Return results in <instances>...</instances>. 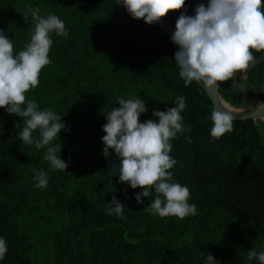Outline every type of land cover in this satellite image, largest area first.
I'll use <instances>...</instances> for the list:
<instances>
[{
    "label": "trees",
    "instance_id": "obj_1",
    "mask_svg": "<svg viewBox=\"0 0 264 264\" xmlns=\"http://www.w3.org/2000/svg\"><path fill=\"white\" fill-rule=\"evenodd\" d=\"M201 2L208 0H186L187 14ZM28 5L59 16L68 32L52 35L53 63L27 94L66 123L51 146L62 145L68 168L50 167L47 146L23 144L14 127L23 118L0 108V237L8 247L0 264H206L207 253L216 264H259L246 253L264 251V118L236 119L234 131L213 139L215 106L202 85H184L171 34L133 19L117 0H0V29L16 53L33 27L30 16L23 20ZM180 14L165 20L175 25ZM218 91L234 107L264 100V58ZM138 96L148 109L141 122H158L154 109L186 98L182 116L191 131L177 135L170 155L177 161L173 182L190 189L195 216H154L150 197L135 199L142 189L108 175L118 160L112 150L107 159L102 154L104 114L120 107L118 98ZM33 168L48 173L47 188L35 187ZM113 195L126 206L123 219L106 214Z\"/></svg>",
    "mask_w": 264,
    "mask_h": 264
},
{
    "label": "clouds",
    "instance_id": "obj_2",
    "mask_svg": "<svg viewBox=\"0 0 264 264\" xmlns=\"http://www.w3.org/2000/svg\"><path fill=\"white\" fill-rule=\"evenodd\" d=\"M133 19H143L148 25L160 23L170 12L180 11L171 41L178 50L174 53L179 76L187 87L195 82L204 89H219L224 82L246 77L255 66L257 56L264 54V0H208L197 3L195 15H188L186 0H117ZM29 16L33 27L23 50L16 53L11 38L0 29V108L9 115L23 118V123L14 125L20 140L26 145H35L39 151L46 146L43 159L53 170L65 172L68 163L60 158L61 144L53 142L59 137L66 123L53 109H40L28 93L39 85L42 70L53 63L49 57L53 45L52 35L67 37L65 22L55 14L42 16L38 6L28 5L23 13L24 23ZM120 107H113L105 115L102 130L106 133L102 154L107 159L112 152L118 163L111 162L109 176L118 175L120 183L142 191L135 194L138 204L151 198L149 212L161 218L174 216L183 220L197 214V206L189 203L191 192L187 186L173 182L177 161L170 155L172 141L178 134L190 132L182 112L186 110V98L178 96L175 107L164 111L154 109L157 120L140 121L148 111L146 101L139 96L118 98ZM227 110V109H226ZM235 113L214 107L210 120V135L220 139L234 131ZM33 133H38L34 138ZM60 138V137H59ZM189 143L190 136L186 137ZM59 153V155H58ZM35 187L45 189L49 176L46 171L33 168ZM127 189H125V192ZM123 205L115 195L106 206V214L124 218ZM8 252L7 242L0 237V261ZM204 256V252L200 253ZM247 260L264 264V251H247ZM210 253L206 264H216Z\"/></svg>",
    "mask_w": 264,
    "mask_h": 264
},
{
    "label": "water",
    "instance_id": "obj_3",
    "mask_svg": "<svg viewBox=\"0 0 264 264\" xmlns=\"http://www.w3.org/2000/svg\"><path fill=\"white\" fill-rule=\"evenodd\" d=\"M157 25L165 32L172 35L175 31V25L169 23L167 20L163 19ZM264 58V54H261L257 58V62ZM209 99L212 101L215 107L221 108L222 111H230L235 114V119H245V118H264V100H258L257 102L253 103L247 107H234L230 105L227 101H225L219 94V91L215 88L205 89ZM227 103L229 107L225 106ZM227 109V110H226Z\"/></svg>",
    "mask_w": 264,
    "mask_h": 264
},
{
    "label": "bare ground",
    "instance_id": "obj_4",
    "mask_svg": "<svg viewBox=\"0 0 264 264\" xmlns=\"http://www.w3.org/2000/svg\"><path fill=\"white\" fill-rule=\"evenodd\" d=\"M224 104H225V106H227V107H229V108H230V106H229L227 103H225V102H224Z\"/></svg>",
    "mask_w": 264,
    "mask_h": 264
}]
</instances>
